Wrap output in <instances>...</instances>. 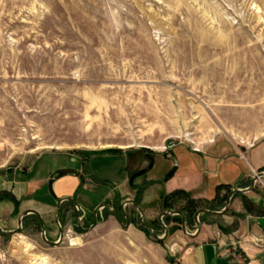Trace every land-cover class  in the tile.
<instances>
[{"label": "rangeland", "instance_id": "1", "mask_svg": "<svg viewBox=\"0 0 264 264\" xmlns=\"http://www.w3.org/2000/svg\"><path fill=\"white\" fill-rule=\"evenodd\" d=\"M261 133L264 0H0V172L51 149L126 151L145 160ZM145 189L131 192L140 205ZM222 190L209 205L169 202L186 210L188 233L197 230L200 205L223 209L232 189ZM253 190L264 194V177ZM169 203L161 195L141 205L159 236L157 216ZM19 213L4 229L16 228ZM169 216L162 242L138 219L124 229L106 213L88 232L64 227L59 246L45 243L38 219L27 216L20 232H0V264H34L35 257L46 264H179L190 236ZM222 220L199 216L201 223ZM52 224L46 237L56 241Z\"/></svg>", "mask_w": 264, "mask_h": 264}, {"label": "crops", "instance_id": "2", "mask_svg": "<svg viewBox=\"0 0 264 264\" xmlns=\"http://www.w3.org/2000/svg\"><path fill=\"white\" fill-rule=\"evenodd\" d=\"M132 154L101 150L84 155L51 149L38 153L27 166L0 172V226L10 229L13 212L35 209L45 230L52 222L57 230L63 224L69 231L77 223V212L81 215L79 224H85L95 208L105 203L109 209L114 204L121 208L126 199H134L131 192L140 186H146L141 205L178 189L189 192L193 199L211 201L224 187L239 189L251 184V172L264 166V133L241 143L218 137L200 153L180 147L145 160ZM138 171L140 176L131 181L130 174ZM61 197L72 198L78 206L62 201L57 223ZM124 209L134 211V215L137 212L132 205ZM109 212L99 208V223L107 213V218L119 225ZM27 216L36 217L27 214L23 221ZM219 216L222 224L201 223L185 245L179 264H264V194L256 195L254 190L236 193L227 214ZM219 224L228 231L222 232Z\"/></svg>", "mask_w": 264, "mask_h": 264}, {"label": "water", "instance_id": "3", "mask_svg": "<svg viewBox=\"0 0 264 264\" xmlns=\"http://www.w3.org/2000/svg\"><path fill=\"white\" fill-rule=\"evenodd\" d=\"M264 177V171H260L259 173L255 174L252 178V181H251V184L246 187V188H234L232 190H230V192L227 194L226 196V200H225V205L223 207V209L221 210H212V209H207V208H199L196 210L195 214H194V221H195V224L197 226V230L195 233H188L187 230H186V216L178 209H173V210H163L162 212H160L159 216H158V221L160 222V224L162 225V227L164 228V233L162 236H159V234L156 233V230L148 223L144 220V212L143 210L141 209V207L139 206V204L137 203L136 200L132 199V198H128L126 199L123 204H122V207L120 209H122L124 215H125V219H126V223L123 224L121 219L119 218V216L117 215V213L112 210V214L113 216L115 217L116 219V222L119 223V225L122 227V228H127L128 225H129V219H128V216L127 214L125 213L124 211V206L126 204H132L136 210L138 211L139 213V216H138V225L139 226H142L144 227V229H147L149 231V233L151 234V236L156 240V241H159V242H162L164 241L165 239H167L168 237V234H169V228L168 226L162 221V217L165 216V215H179L181 217V230L183 233H185L186 235L190 236V237H194L197 232L200 230L201 228V222L199 221V215L201 213H206V214H211V215H224L227 211H228V208H229V205H230V201H231V198L234 194L236 193H240V192H248V191H251L254 189L257 181ZM64 200H67L69 202H71L73 205H75L76 207L78 206L77 203L72 199V198H62L59 199L58 203H57V223H58V215H59V212H60V203ZM103 207L102 205L98 206L97 208L94 209V215H93V222L90 226L84 228L81 226L80 223V212H77V226L84 232H88L90 230H92L97 224H98V221H97V211L99 210V208ZM27 214H34L37 218H38V221H39V224H40V233H41V238L42 240L51 245V246H59L62 241H63V237H64V234H63V229L59 226V238L58 240L56 241H52L50 239H48L46 237V232H45V226H44V222H43V219L41 217V215L39 214V212H37V210L35 209H25L24 211H22L19 216L17 217V226L16 228L14 229H11V230H6V229H3L1 226H0V232L2 233H5V234H15V233H18L21 231V228H22V221H23V218L27 215Z\"/></svg>", "mask_w": 264, "mask_h": 264}, {"label": "trees", "instance_id": "4", "mask_svg": "<svg viewBox=\"0 0 264 264\" xmlns=\"http://www.w3.org/2000/svg\"><path fill=\"white\" fill-rule=\"evenodd\" d=\"M260 170L262 171H264V166L262 167V168H260ZM221 187V186H220ZM229 188V187H228ZM228 193H229V191H228ZM176 198H181L182 200H184V203L186 204V205H195V204H197V202L199 201V199H193L192 197H191V194L189 193V192H186V191H184V190H180V189H178V190H174V191H172L171 193H168V194H164V195H162V201H163V203H165V202H167V203H169V202H171V201H174V200H176ZM218 198V194L216 195V197L213 199V200H211V201H215L216 199ZM205 202H206V204H208V200H204ZM167 205V204H166ZM209 205V204H208ZM207 205V206H208ZM172 205L169 203V205H167L166 207H164V210H173V209H175V207H171ZM200 207L201 208H206V207H203V205H200ZM207 209H212V208H208L207 207ZM178 210H180L184 215H185V212H186V210L185 209H183V208H180V209H178ZM213 210V209H212ZM194 212H196V210L194 211ZM195 214V213H194ZM186 216V218H188V216L187 215H185ZM169 218H170V216L169 215H165V218H164V220L163 221H165V223L167 224V222L169 221ZM173 220L175 221V222H180L181 223V217L179 216V215H174V218H173ZM226 230V229H225ZM228 231V228H227V230H226V232Z\"/></svg>", "mask_w": 264, "mask_h": 264}, {"label": "flooded vegetation", "instance_id": "5", "mask_svg": "<svg viewBox=\"0 0 264 264\" xmlns=\"http://www.w3.org/2000/svg\"><path fill=\"white\" fill-rule=\"evenodd\" d=\"M135 200V199H134ZM138 203V202H137ZM126 205H132V204H126ZM133 206V205H132ZM103 208H106L108 211H110L109 212V214L110 215H112L113 216V214H112V210H114L116 213H117V215L119 216V218L121 219V221H122V223L123 224H125L126 223V219H125V215H124V213H123V211H122V209H120V208H118L115 204H114V208H112V209H109V204L108 203H105L104 204V206H103ZM124 211H125V213L127 214V216H128V219H129V225L130 224H132V223H134L137 219H138V216H139V213H138V211L136 212V215H134V211H133V213L131 212V213H129V211L127 210V209H124ZM81 216V215H80ZM59 217H60V212H59V215H58V223H59ZM164 217V216H163ZM163 217H162V221H163ZM80 218V217H79ZM115 218V217H114ZM187 219V218H186ZM185 219V220H186ZM97 221H98V218H97ZM187 221V220H186ZM92 222H93V216H91L90 217V219H89V223L90 224H82L81 226L82 227H84V228H86V227H88V226H90L91 224H92ZM164 223H165V221H163ZM98 223H99V221H98ZM152 224V223H151ZM166 224V223H165ZM128 225V226H129ZM153 225V224H152ZM167 225V224H166ZM74 226L77 228V229H79V230H81L78 226H77V224H75L74 223ZM73 226V227H74ZM156 226H157V228H162V230H163V233H164V228L162 227V225L160 224V222L158 221V219H157V222H156ZM60 227L63 229L64 228V226H63V224H61L60 225ZM169 228V227H168ZM59 229H58V235H59ZM58 238H59V236H58Z\"/></svg>", "mask_w": 264, "mask_h": 264}, {"label": "bare ground", "instance_id": "6", "mask_svg": "<svg viewBox=\"0 0 264 264\" xmlns=\"http://www.w3.org/2000/svg\"><path fill=\"white\" fill-rule=\"evenodd\" d=\"M71 242L73 243V244H75L76 243V239H74V238H72L71 239ZM31 246V244L28 242V241H24V248H25V250H29V247ZM39 259V260H38ZM33 260H34V264H46L47 262V259L45 258V257H41V258H39V257H35V258H33Z\"/></svg>", "mask_w": 264, "mask_h": 264}, {"label": "built area", "instance_id": "7", "mask_svg": "<svg viewBox=\"0 0 264 264\" xmlns=\"http://www.w3.org/2000/svg\"><path fill=\"white\" fill-rule=\"evenodd\" d=\"M247 264H250V262H249V263H247Z\"/></svg>", "mask_w": 264, "mask_h": 264}]
</instances>
